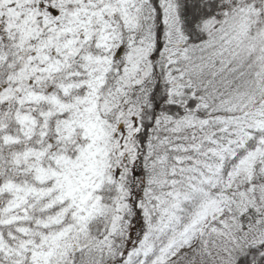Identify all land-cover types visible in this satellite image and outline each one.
<instances>
[{"label":"snow or ice","instance_id":"1","mask_svg":"<svg viewBox=\"0 0 264 264\" xmlns=\"http://www.w3.org/2000/svg\"><path fill=\"white\" fill-rule=\"evenodd\" d=\"M0 264H264V0H0Z\"/></svg>","mask_w":264,"mask_h":264}]
</instances>
